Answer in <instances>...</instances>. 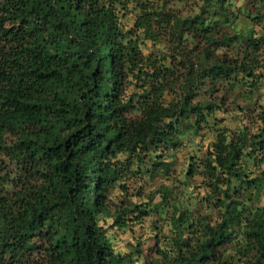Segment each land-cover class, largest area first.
Masks as SVG:
<instances>
[{"label":"trees","instance_id":"16d2710c","mask_svg":"<svg viewBox=\"0 0 264 264\" xmlns=\"http://www.w3.org/2000/svg\"><path fill=\"white\" fill-rule=\"evenodd\" d=\"M237 1L0 0V264H264V0Z\"/></svg>","mask_w":264,"mask_h":264},{"label":"rangeland","instance_id":"374dc122","mask_svg":"<svg viewBox=\"0 0 264 264\" xmlns=\"http://www.w3.org/2000/svg\"><path fill=\"white\" fill-rule=\"evenodd\" d=\"M244 0H238L237 4H243ZM178 159L173 166L174 169H178L181 166L182 161L184 160V154L177 153ZM162 179H157L153 185L156 187L158 183H161ZM146 191L150 190V186H145ZM153 218L149 217L145 218L142 223L136 224L127 232H122L119 230H110V236H112V241L114 242V247L118 250L127 249L130 245L129 243L139 242L140 249H142V256H144L148 251L149 247H151L154 243V239L152 237V231H155Z\"/></svg>","mask_w":264,"mask_h":264}]
</instances>
